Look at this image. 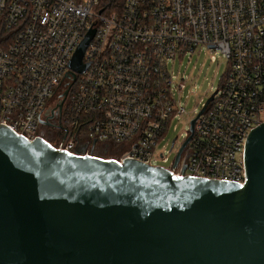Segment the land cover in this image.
<instances>
[{
    "label": "built area",
    "instance_id": "built-area-1",
    "mask_svg": "<svg viewBox=\"0 0 264 264\" xmlns=\"http://www.w3.org/2000/svg\"><path fill=\"white\" fill-rule=\"evenodd\" d=\"M92 29L87 70L66 79ZM204 48L229 68L213 100L195 110L175 167L176 157L156 153L186 114L169 66ZM68 89L54 129L51 112ZM263 123L264 0H125L119 13L101 10L99 0H0V127L29 142L42 138L69 154L87 145L85 156L170 163L160 167L178 178L244 186L246 141Z\"/></svg>",
    "mask_w": 264,
    "mask_h": 264
},
{
    "label": "water",
    "instance_id": "water-1",
    "mask_svg": "<svg viewBox=\"0 0 264 264\" xmlns=\"http://www.w3.org/2000/svg\"><path fill=\"white\" fill-rule=\"evenodd\" d=\"M94 36L77 48L66 79L87 70ZM86 151L0 127V264H264V123L246 141L244 186Z\"/></svg>",
    "mask_w": 264,
    "mask_h": 264
},
{
    "label": "rangeland",
    "instance_id": "rangeland-1",
    "mask_svg": "<svg viewBox=\"0 0 264 264\" xmlns=\"http://www.w3.org/2000/svg\"><path fill=\"white\" fill-rule=\"evenodd\" d=\"M228 68V62L222 55L209 52L206 48L169 66V71L175 77L172 86L174 95L181 100L186 114L172 121L167 136L156 149L157 154L163 153L170 163L173 162L195 117V110L200 111L202 103L205 104L212 93L220 88ZM180 85L184 86L182 90H179ZM51 133L47 135L50 140L55 142L60 139V133L58 135L56 130L53 129ZM170 163L159 162V166L169 167Z\"/></svg>",
    "mask_w": 264,
    "mask_h": 264
},
{
    "label": "trees",
    "instance_id": "trees-1",
    "mask_svg": "<svg viewBox=\"0 0 264 264\" xmlns=\"http://www.w3.org/2000/svg\"><path fill=\"white\" fill-rule=\"evenodd\" d=\"M125 0H99L101 10L105 12H120Z\"/></svg>",
    "mask_w": 264,
    "mask_h": 264
},
{
    "label": "flooded vegetation",
    "instance_id": "flooded-vegetation-1",
    "mask_svg": "<svg viewBox=\"0 0 264 264\" xmlns=\"http://www.w3.org/2000/svg\"><path fill=\"white\" fill-rule=\"evenodd\" d=\"M66 101L63 102L62 108H58L57 110H53L50 115V125L55 129L59 126L58 121L61 120V116L63 115V110L65 108Z\"/></svg>",
    "mask_w": 264,
    "mask_h": 264
}]
</instances>
